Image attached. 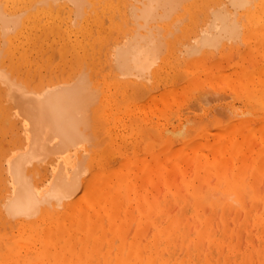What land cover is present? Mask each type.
I'll list each match as a JSON object with an SVG mask.
<instances>
[{
    "label": "rangeland",
    "instance_id": "374dc122",
    "mask_svg": "<svg viewBox=\"0 0 264 264\" xmlns=\"http://www.w3.org/2000/svg\"><path fill=\"white\" fill-rule=\"evenodd\" d=\"M27 1L28 0H0V3L5 2L2 6L4 4V7L9 5L10 11H8L13 12L14 10L19 11L21 7L25 5L29 6L32 1L30 0L28 3ZM94 1H96L95 6L93 3V6L90 5L92 6L91 8L90 6L89 9L86 7L89 11H87L88 14H86L85 17L83 16L84 18L76 17L78 19H76L77 21L81 18L79 22L80 26H78L79 24H77V22L74 23L75 25H72V30L65 33L66 36H64V38H62V34L56 32H54V34L51 33V30L48 29V23L51 22L52 19L49 16H47V18L46 15L40 16L42 18L36 19L35 21H29L28 29L27 27L23 28V23H25V18L28 15L26 11L25 17L23 16L24 20L22 25L15 31V35L11 31L12 33L6 34V37L2 36L8 41V43L6 41L7 46L5 41H2V37H0V42L4 43H0V47L2 45V54L4 52V54H6L11 39L17 36L19 31L24 29V34L22 33L23 37L19 38L20 42L17 40L18 42L16 41L15 44H12L13 51L15 52L14 55L16 56L13 55L14 57L11 56V58L13 57L15 65H11L9 61L7 62L6 58L5 60L3 58L4 54L2 56V62L5 64L7 63L6 65L9 69L12 66L11 69L15 70L17 76L19 78L23 76L21 79L25 82L27 80V83L29 82L33 87L36 83H43L44 80L45 83H47V78L50 80L52 75L53 77L55 76L54 74L61 79L63 74L64 77L67 76L70 74H67V72H71L72 69L76 70L75 72L77 73V62L79 60L76 62H74V60L79 57H75V55L77 53L79 55L80 53L82 54L81 57L84 55L87 56V51L89 50L91 54H88L89 59L87 56V61L92 60L96 69L100 68L99 71L103 73L101 75L97 71L101 75L97 74V77L99 76L101 80L97 78L99 80L95 81L98 83L99 81L101 82L104 80L106 82L107 80L106 92L102 94L101 87L99 88L103 98L101 99L104 100V96H107L108 99V96H113L111 99L113 100L112 102L115 101V103L123 99L121 108L118 110L117 114H115L116 111L112 108V117L108 115L107 118H105V124H102L101 127L102 131L104 125L106 126V132L103 136L101 133V136L103 138L108 137L105 139L107 141H105L106 143H104L103 139V141L100 139L102 141L101 143H103L101 144L102 146L100 145V153L102 152L104 154L103 158L105 159L103 161L106 164L101 166L100 164H98V166L95 164L94 169L92 168L93 171L99 169L100 174L97 177L102 178L100 168L106 166L107 180H110L109 185H107V188L103 191L101 189L99 192L95 190L98 193L94 195H91V187V189L88 190L89 192L91 191V196L88 194V191L83 193V195L87 194L89 197L83 201L81 208L75 209V212L71 211L72 215L76 216L84 213L87 218H90L80 221V223H78L77 219H71L69 216L63 218L67 211L65 213L59 212L49 220L39 218L38 215L33 223L35 225L32 224L33 227L31 228L29 225L23 227L22 224L18 222L17 218L9 217L8 214L7 216L4 214L3 217L2 215L5 212L1 210V208L3 207L2 202L5 199L3 197L7 193L6 184L4 183V181L7 183V172L5 170L6 165L3 162L4 159L2 155L4 154L1 155V152L4 150L3 148L6 147L5 144L8 146L9 143L7 149H10L13 145L12 141L14 140L12 138L19 137L21 132L18 128L16 132L20 133H14V131L17 130L16 127H14L16 125L14 122L15 125H13L14 130L12 133L10 131L12 128L8 129V125L12 127L11 124L13 122L8 118L2 120L1 114L3 112H0V142L2 141L0 144V228L2 227L0 233L1 235L5 234L3 237H0V240H2L0 241V247L6 248V250H2V252L9 250V248L6 247L8 242L11 244L19 240V236H21V232L24 229V235L31 236L34 234L42 236L45 231L49 230L51 224L56 222L60 224L62 231L68 232V230H70V234L66 236L60 234L58 239H56V236H53V240L59 247V254L62 255L59 257L60 259H56L57 264H148V262L150 263L151 261L154 262V264H264V109L258 110L263 108L260 105L263 104L262 106H264V97L259 99L261 100V104L258 100L256 102L257 104H254L250 102V98L248 99L247 96L240 93V91L226 88V83L223 88L216 90V86H214L212 82L213 79L210 78L209 80V77H211L210 75L213 73L217 74L216 80H218V77H222L223 80H225L228 75L231 76L233 74L232 77L236 78L235 87H238L239 81L237 73L240 74L239 71L247 68L255 74L256 82L264 84V74H262L264 73V59L259 55L260 52H264V42H261L264 41V37H259L258 41L253 42V48L255 50L253 54L255 57L251 56L250 58H248V56L251 51H247L249 50L248 43L244 39L246 27L244 31H242L240 39L236 38L234 41L230 39L231 42L225 40L219 48H213V46H211L212 49L209 47L211 50L207 51L209 48L205 47L202 51H200L201 49L199 50L200 53L197 50H192L193 46L191 45L194 43V40H192V43L191 39H195L194 37L200 30V24H205L201 22H204L203 19L206 18L207 12L210 11L211 13L209 9L210 6L208 7L209 10H207L206 7L210 5L209 2L212 3V1H185L177 9L181 10L179 12L176 10L177 13L175 12L172 16L173 18L165 20L166 22L162 21V24L159 23V25H163L166 30L165 31L163 28V34L169 31L171 35L170 36L169 33L167 34L169 37H167L168 44L162 56L163 58L169 57L173 62L171 61V64L164 68L162 76L155 77L152 75L150 78L152 81H141V83L149 87V90L153 89L152 92L157 95V104L155 105L157 108L154 109L153 107L150 111L154 122L162 126H164V123L170 121L174 125H178L179 122H181L180 126L182 133L172 135L173 140L169 139L167 134L162 133V129H147V127H144V130L142 127L139 131L143 132L138 131V133H135L132 131L131 133V130L138 129L137 127H139V125L134 117L131 118L128 115L127 110H138L136 106L143 103L147 105L148 92H142V95L139 93L138 99L135 97L137 101L134 102L135 99H133L132 96L137 94V91H134L137 88L136 86H129V88L124 89L122 92L116 91L117 89L114 84L117 79L126 81L130 78L127 76H124V78L122 75L118 76L120 72L116 69L115 63H112L114 58L112 57L113 55H111V51H113L111 49H114L117 44L115 43L117 42V38L120 37V40H122L124 35L129 33L126 31L132 29V31H130L132 33L139 27V24L136 26L137 20L133 17L134 15H130L134 14V10L132 9V12L131 8H134L132 3L135 0ZM224 1L225 0L219 2L218 0L217 5H221ZM226 1L227 4L230 2V0ZM92 2L91 0V3ZM216 2H214V4ZM34 3H32V5ZM136 3L139 6L141 5V1L140 4L138 0ZM214 4L212 3L211 7L214 6ZM41 5L40 7L39 4L36 5V7L32 6L29 10H39L43 8ZM102 5L105 6L103 7ZM217 5L215 4L216 7ZM228 5H230V3ZM71 6L74 5H68V7L72 8ZM215 6L212 8L214 9ZM203 7L206 8L207 12ZM6 8L9 9L8 7ZM116 8L120 10L119 13ZM72 9H74L71 10L74 13L75 8ZM90 9L94 11L90 13ZM200 9L204 10L205 13L204 11L201 13ZM243 10L241 9L240 13L241 11L243 12ZM196 11L198 16H195ZM73 13L71 12V16L75 19ZM128 13V16L135 19V22L133 18L127 16ZM187 13H189V15H187ZM65 14H68V12ZM212 14L213 12L211 15ZM211 15L207 18L208 20L210 18L212 20L213 15ZM125 16L129 19H127L128 23H125ZM180 16L188 17L186 19ZM178 17H180L183 22H180L181 19L179 20ZM198 19L200 20V22L198 21L200 24L196 22ZM121 21H123V23ZM196 23H198V26ZM178 27L180 29L179 32L175 30L178 29ZM64 29L68 31L66 27L62 25L60 32L62 33ZM170 30H175V33ZM22 42H24L25 45ZM257 42L261 43L257 45ZM190 43L191 45H189ZM72 46H76V48L74 49ZM190 46L192 47L191 49ZM185 50L187 52H184ZM188 51L195 52V54H191ZM73 62L77 65V68L74 67L75 65H72ZM78 63H80V61ZM82 63V65L86 64V67L89 66L91 71L94 69L90 64L91 62ZM159 65L158 63V66ZM19 67L22 69L25 67L23 73L26 74H23L21 72L22 69ZM82 67H84L83 70H87L85 65ZM80 68H78V70ZM115 71L116 73L118 72L117 75ZM75 72L72 71L71 74ZM165 72L167 74L170 73L168 75L169 77ZM113 76L114 78H112ZM34 77L35 81L33 80L34 82H32L30 79ZM162 77L166 78L162 79ZM194 77L201 79L199 85H196L192 81ZM109 81H112V86L109 85ZM154 82L156 85L153 84ZM42 85L40 84V86ZM111 87L112 89H110ZM126 91H129V93ZM111 92L115 93V95H111ZM123 94H127V96L131 94L130 102L127 101L129 96L125 98L122 96ZM115 96L117 97L116 100ZM179 96L181 98H178ZM4 97L3 95V98ZM175 97L177 99H175ZM111 99H109V101L107 100V103H110V105L106 106L107 109L115 105V103L113 104L110 102ZM131 102L134 103L132 104ZM123 103H126L128 108L125 109V107H122L124 105ZM129 104H131V107ZM232 107L236 108L240 114L233 115ZM120 111L122 112L121 114H125L126 117H124L122 121L117 118ZM258 111L259 117L257 116ZM4 116L3 114V117ZM5 119L8 120V124ZM4 120L5 123L2 122ZM260 123L261 126H263V130L260 127L258 128ZM256 128H258L257 130L259 131L255 132ZM260 131L262 135L258 133ZM18 137L16 139L17 142L19 140ZM231 142L241 143L242 146L246 148L245 151L248 152H227L226 149L231 145ZM2 143L4 144V146H2L3 148L1 147V145H3ZM109 144L112 145L111 149L107 148ZM93 146L94 149H96L95 147L99 146V144ZM204 149L210 151L211 155H218L219 157L213 163L209 162V164L205 166L206 168L202 167V174L197 177L196 168L200 165L199 161H197V156H199L201 152L203 154ZM166 154L170 155L169 159H166ZM162 159L167 163H162ZM128 161L131 165H128ZM89 164L91 167V163ZM153 165H156L152 170L155 171L156 169V176L154 181H151L150 169ZM45 166L43 165L42 167L44 168H41L40 172H38L39 180L46 175L47 169ZM165 167L168 168L165 169ZM88 174L92 176L91 171H89ZM136 176H139V178L136 181L135 191L131 193V199L124 196L121 199H115L114 203H110L109 199L106 200L104 198V193L111 195L108 190H112L111 192L115 190V196L117 195L120 187L117 182L119 179L122 180L121 191L125 193L124 185L129 179ZM211 179L214 180L208 184ZM236 182H238V186L235 185ZM240 185L243 188H240ZM96 186H98V184H96ZM243 189L246 193L243 192ZM140 195H143L142 201ZM251 197L254 199H251ZM260 203L263 205L261 204L260 206ZM158 205H161L160 209H156ZM232 206L236 207L232 209ZM217 207L219 208L217 209ZM61 208L64 210L65 205L61 206ZM51 210V212L55 211L54 208ZM242 210L243 212H241ZM256 211L259 212L256 213ZM216 217L218 219H216ZM257 217L260 218L259 221L256 220ZM8 219L9 221H7ZM218 220H220L219 224L215 226L216 224L214 225V222L218 223ZM209 221L210 223L208 225ZM260 221L261 223H258ZM250 223L252 225H250ZM36 224L41 225L38 226L42 228L38 227V230ZM164 228L165 232H161L160 229ZM32 238L36 237L32 236L31 240ZM28 239L29 238L21 239L20 245H24L21 248L23 254H28L27 250L24 248L29 245ZM39 242L38 240L36 242L38 246L40 245ZM190 242L191 248L187 245ZM2 252L0 251V255H2ZM22 264H24V262H22Z\"/></svg>",
    "mask_w": 264,
    "mask_h": 264
},
{
    "label": "bare ground",
    "instance_id": "6f19581e",
    "mask_svg": "<svg viewBox=\"0 0 264 264\" xmlns=\"http://www.w3.org/2000/svg\"><path fill=\"white\" fill-rule=\"evenodd\" d=\"M28 1L30 2V0H28ZM28 1H27V3H28ZM31 1L32 2H30L29 6L25 5V6L21 7V9L19 11L14 10L13 11L14 13L9 12L10 11L9 5H6V7H8L9 9L4 7L5 4L2 6V4L5 2L0 3V37L5 36L8 33L10 34L11 31L14 34L15 31L19 28V26L22 25V22L24 20L23 16L25 17V13L27 11L28 15L25 18V23H23V25H24L23 28L27 27V29H28V27H29L28 25L30 23L29 21H35L36 19L42 18L40 16L46 15V17L49 16L52 19V21L48 23L49 24L48 29L51 30V33L54 34V32H56L58 34H62L63 37L62 36L61 37L64 38V36H66L65 33L72 30V25H75L74 23H76V22H77V24H79V22L81 21V18H79L80 19L79 21H77L78 20L77 18L83 17V16L85 17V15L88 14L87 11H89L88 10L89 6L92 5L93 3H94V6L96 5V1H94V0H92L93 1L92 3H91V0H36V1L31 0ZM108 1H111V0H108ZM115 1H114V3H115ZM136 1L137 0H135L133 2L134 4L132 3V6L134 8H131V11H132V9L134 10V14H130V15H134L133 17L136 18V20H137L136 26H138V24H139L138 29H136V31L133 29L134 31L132 33L130 32V31H132V29H130V31H126L127 33L128 32L129 33L125 34L124 38L122 40H120L121 39L120 37L117 38V42H115L117 44L116 45L114 44L115 45L114 49L113 48L111 49V50H113V51H111V53H112L111 55H113L112 57L114 58L112 63H115L116 69H118V72H120L119 73L120 75H118V76H121V75L123 77L127 76L130 79H134V80L128 79L126 81H123V80L117 79L115 81L114 85H115V88L117 89L116 91H120V92H122L124 89L129 88V86H132V85L136 86L137 88L134 91L135 92L137 91L136 92L137 94L135 96L134 95L132 96L133 99H135V97H136V99H138L137 98L138 95H140V94L142 95V92H144V93L148 92L147 93L148 94V104L147 105H146V103H143V104L136 106V108L138 110H136V109L127 110L128 115L131 118L134 117V119L136 121H138V125L140 127V128L137 127L138 129H136V130H131V133H132V131H134L135 133H138V131L142 127H143L142 129H144V127H147V129H150V128L162 129V133L167 134V137L169 139L173 140L172 135L182 133V129L180 126L181 122H179L178 125H174L170 121V122L164 123L163 124L164 126L154 122V119H153L150 111L152 110L151 108H153V107H154V109L157 108V107H155V105L157 104V95L152 92L153 89L149 90V87L146 84L141 83V81H148V82L150 80L152 81V79H150L152 75L155 77L162 76V74L164 73V68L168 67L171 64L172 60H170L169 57L163 58V56H162V54H164L163 52L167 48V44H168L167 43L168 42L167 41L168 40L167 34L169 33V35H170V32L168 31L166 34H163L164 33L163 32L164 26L163 25L160 26L159 23L162 24V21H165L169 18H173L172 16L175 14L176 10L185 1H188V0H138L139 4L141 1L140 6L136 3ZM209 1H212L213 4H214V2L217 1L215 3L216 5L218 3V0H215V1L209 0ZM219 2H222V0H219ZM226 2L227 1L225 0L224 1L225 4L224 3H221V5L218 4L217 7L214 4V6H215L214 9L212 8L214 6L211 7L212 3L209 2L210 5H207L206 8H207V10L210 9L211 13L213 12V14H212L213 18H212V20L210 18L209 19L210 21L207 18L210 17L211 13H210V11L207 12L206 8L203 7V8H205L207 15L205 16L206 18L203 19L204 22H201V23H205V24H200L199 19L196 20V22L199 21L198 23L200 24V26H199L200 30L198 32V30L196 29L198 34H196V36L194 37L195 39H191V41L194 40V43L192 41L193 44L191 45V43H190L189 45L193 46L192 50H195V51L197 50L199 53H200V51L205 49V47L211 48V46H213V48H216V47L219 48V46L225 40H228L229 42H231V41H234L236 38L240 39L242 31H244V29L246 27V33L244 35V39L248 43V49L249 50H247V51H251V52H249L250 55L248 56V58H250L251 56H254L253 52L255 51L253 48V44H254L253 42L258 41L259 37H264V0H230V2H228V4L230 3V5H228ZM32 3H34V4L32 5ZM38 4H39V7L42 4L41 6L43 8H40L39 10H35V11L29 10L32 6L36 7V5H38ZM72 4L74 6H71V7L75 8L74 13H73V11H71L74 9L68 7V5H72ZM136 4H137V6H136ZM92 6H90V8ZM129 7H131V6H129ZM208 7H209V9H208ZM201 9H202V7H201ZM201 9H200V12L202 13V11H204V10H201ZM241 9L242 10L244 9V10H243V12L241 11V13H240ZM90 10H91L90 13H92L94 11V10L92 11V9H90ZM107 10H108V8H107ZM180 10L181 9H179L177 11L179 12ZM119 11L120 10H118V13H119ZM205 11H204V13H205ZM66 12H68V14H65ZM69 12H70V14H69ZM71 12L74 14L75 19L71 16ZM189 13H192V12H189ZM189 13H187V15H189ZM128 15H129V13L127 14V16ZM62 16L65 18H63ZM127 16H125L126 17L125 23H128V21H127L128 17L133 18V17H130V16L127 17ZM184 16H186V15H184ZM195 16H198L197 11L195 13ZM180 17L187 19L188 16L187 17L180 16ZM180 17H178L179 20L181 19ZM69 18H70V21H69ZM181 20H180V22H183V20L182 21ZM138 21H139V23H138ZM121 22L123 23V21H121ZM134 22H135V19H134ZM173 22H175V21H173ZM198 23H196V25ZM62 25H63V27L65 26L68 31H66L64 29L63 32L61 33L60 29L62 28ZM78 26H80V24ZM112 29H114V28H112ZM164 30H165V28H164ZM175 30H178V32H179L180 29L178 27V29H175ZM175 30L174 31L170 30V31L175 33ZM2 31H3V33H2ZM38 31H39V29H38ZM23 32H24V29L19 31L17 33V36H15L14 38L11 37L12 39L9 43V48H8L6 54H4L5 52L3 53L4 56L2 54L3 51L1 49L2 45L0 47V85H1V88H0L1 89V91H0V112L1 113L3 112L1 114L2 115L1 118H2V120L4 118H8L9 120L11 119V121L13 123L12 124L9 123V124H11L12 127H10V125H8L9 126L8 129L12 128V130H10L12 133L14 130L13 125H15V124L16 125L14 127H16L17 130H15L14 133H17L16 131H18V128L20 129V132H21V135L19 134L20 132L17 133V134H19V137L17 136L19 138L18 142L16 141L17 137L12 138L15 141L11 140L13 142L12 143L13 145L11 146V148L9 147L10 149H7L9 146V143H8V146H7V144H5L6 147H4V148L2 147V146H4V144L2 143L3 145H1V147L4 149V150H2V152H4V153L1 152V155L4 154L2 156L4 159L3 162L6 165L5 170L7 172V177H6L7 183L4 181V183L6 184L5 186L7 188L6 189L7 193L3 197L5 199L2 202L3 207L1 208V210H4L5 213H3L2 216L4 217V214H5V216H7V214H8L9 217L17 218L18 222H20L23 227H25L26 225H29L31 228V227H33V225H35L33 223H34L35 218L38 217V215H39V218H42L44 220H47V219L49 220V219H52L55 215H57V213H59V212L65 213L67 211L63 218H66L67 216H69L71 219H74V218L77 219L78 223H80V221H84L85 219L88 220L90 218H87V216H85L84 213H82L80 215H76V216L72 215L71 211L75 212V209L81 208L83 201L86 200L87 197H89V196H87V194L83 195V193L87 192L92 187L93 193L91 191L90 192H91V195H94V194L98 193L100 191V189L103 191L104 189L107 188V185H109L110 180H107V175H106L107 174V167L103 166L102 168H100L102 178L97 177L100 174V170L98 169V170L93 171V169H94L95 164H96V166H98V164H100V166L106 164L103 161L105 159V158H103L104 154L102 152L100 153V150H101V146H102L101 144H103L101 142L104 140V143H106L107 141L105 139L108 137H104V138L102 137L104 135V133L106 132V126L104 125L102 131H101V127H102V124H105V122H106L105 118H107L108 115H110L112 117V115H113L112 108L116 111V113H115V111H114V113L117 114L118 110L121 108V103L123 102V99H121L122 101L119 100V102L117 101L118 103L117 102L115 103V101L112 102L113 100L111 99V98H113V96L112 97L108 96L109 99H111L110 102H112L113 104L115 103V105L111 104L113 106L111 108L107 109L106 106L110 105L109 102L107 103V100L109 101V99L107 98V96H104V100H102L103 99L102 94H103V92H106V89H107V80L105 82L102 79L103 81H101V82L99 81L98 83L96 82L99 79L101 80V78L99 76L97 77V74L100 73L102 75L103 73H101L99 71L100 68L96 69V66L94 65L92 60L91 61L88 60L89 62L87 61L86 58H87L88 54L89 55L91 54V53H89V50L87 51V53H88L87 56L84 55L85 58H84V56L81 57L82 54L79 53V55H78V53L77 54L75 53L76 54L75 57H79L80 59L76 58L74 60V62L79 60L81 64L78 63L79 61L77 62V64H78V68H80V67L81 68L78 70L77 65H75L73 62L72 65L73 66L75 65L74 67L77 68V73L75 72L76 70L72 69L73 67L71 65V67H72L71 72L73 71L75 73L71 74L70 71L69 72L66 71L67 74L70 73V74H68L69 76L67 75L68 77L67 76L64 77V74H63L61 79H60L59 76L57 77V75L54 74L55 76L53 77V75H52L53 78L51 77V79H50L52 81H50L49 78H47V80L50 82L47 81V83H45V80H44L43 81L44 84L41 82L39 84L36 83L34 85V87L31 86L29 82L27 83V80L25 82L23 79H21V78H23V76L19 78L17 76V74L15 73V70L11 69L12 66L9 69L6 65L7 63L6 64L3 63L2 59L6 58L7 60L6 59L5 60L7 62L9 61L11 65H15V62L13 61V57L16 55H14L15 52L13 51V45L12 44H15V42L17 40H19V38L23 37V35H22ZM95 33H97V32H95ZM2 39H3L2 41L3 42L5 41V44H6L7 40H5L4 37H2ZM118 39H119V41H118ZM230 39H232V40L230 41ZM22 40H23V38H22ZM88 41H89V39H88ZM19 42H20V40H19ZM261 42H264V41H261ZM261 42H257L256 44L258 45ZM7 43H8V41H7ZM22 43H24V42H22ZM1 44H4V43H1ZM24 45H25V43H24ZM84 45H85V43H84ZM6 46H7V44H6ZM191 46H190V49L192 48ZM72 47L74 49L76 48V46H72ZM210 48L208 50L207 49L206 50L209 51L212 49V48L211 49ZM29 49H30V47H29ZM83 49H84V47H83ZM18 51H19V49H18ZM78 51H79V49H78ZM259 51H260V49H259ZM184 52H187V51L185 50ZM188 52H190L191 54H195V52H191V51H188ZM109 54H110V52H109ZM259 55H261L264 59V52H260ZM2 56H3V58H2ZM11 56H13V57L11 58ZM213 57H214V55H213ZM34 58H35V56H34ZM81 58H83V59H81ZM88 59H89V56H88ZM164 59H165V61H164ZM84 60H86L87 62ZM100 60H102V59H100ZM107 60H108V58H107ZM23 61H24V59H23ZM82 62H85V63L91 62L90 64L93 66L95 71H94V69H92V71H91L89 66L86 67V64H84V65H85L87 70L86 71L83 70L84 67H82V66H84V65H82L83 64ZM158 63L160 64L159 66H158ZM177 63H179V62H177ZM90 64H87V65H90ZM205 64H206V62H205ZM22 65H23V63H22ZM173 65H175V64H173ZM177 66H178V64H177ZM215 67H216V65H215ZM20 69H22V68H20ZM24 69H25V67H24ZM24 69L21 70L22 73L24 72L23 71ZM62 72H64V71H62ZM239 72H240V74L237 73L238 81H239L238 87H235L236 86V80H235L236 78L232 77L233 74L231 76L228 75L225 78V80H223L222 77H221L222 79L218 77V80H216L217 74L212 72L213 74L210 75L211 77H209V80H210V78L213 79L212 82H213L214 86H216L215 87L216 90H220V88H223L224 84L226 83L227 84L226 88H228V89L230 88V89L235 90V91H237V90L240 91V93L246 95L248 99L250 98L252 100V101L250 100V102H253L254 104H257L256 103L257 100L260 103L261 100H259V99L264 97V84L261 82H256L255 74L252 73L251 71H249L247 68H244L242 71H239ZM115 73H116V71H115ZM117 73H116V75H117ZM167 73H168V71H167ZM167 73L165 72V74H167ZM23 74H26V73H23ZM169 74H167V76ZM262 74H264V73H262ZM223 76H225V75H223ZM55 77H57V78L54 79ZM97 78H99V79H97ZM112 78H114V76ZM163 78L165 79L166 77H162V79ZM30 80H32V82H34L35 77L30 79ZM160 81H159V83H160ZM192 81L196 85H199L201 82V79L194 77V79ZM111 82L109 83L110 86H112ZM170 82H172V81H170ZM104 83H105V85H104ZM40 84L41 85L43 84V85L40 86ZM153 84L156 85L155 82ZM32 85H33V83H32ZM100 87L102 90V94L99 90ZM217 87H219V88H217ZM2 89H4V90H2ZM110 89H112V87ZM3 91H4V93H3ZM138 91H140V92H138ZM126 92H123V93H126ZM115 93L111 92V95H113V94L115 95ZM127 93H129V91ZM3 95L5 96L4 98H3ZM107 95H110V94H107ZM130 95L128 94L129 98H128L127 94H123L122 96L125 98H128L127 101L130 102ZM180 96L178 98H181ZM142 98H143V96H142ZM116 99H117V97L115 98V100ZM133 99H131V100H133ZM136 99L134 100V102L137 101ZM139 99H141V98H139ZM175 99H177V98L175 97ZM103 101L106 103H104ZM124 101H126V100H124ZM127 101H126V103H128ZM126 103H123L124 105L122 106V107H125V109L128 108ZM262 103H263V100H262ZM130 105L131 104H129V106ZM262 105H260V106L263 108L258 109V110L264 109V106H262ZM105 108H106V110H105ZM103 110H105V111H103ZM232 112L234 113V114L232 113L233 115L240 114L236 108H233ZM121 113L122 112L120 111L119 116H117V118L120 121H122L125 117V114H121ZM3 114L5 115L4 117H3ZM258 114H259V111L257 113V116L259 117ZM261 116H262V114H261ZM110 119H112V118H110ZM5 120L7 123L8 120L7 119H5ZM5 120L2 122L5 123ZM14 122H15V124H14ZM100 122H102V123H100ZM17 126H19V127H17ZM259 127L262 129L263 126H261V123L258 126V128ZM258 128H256L255 132L259 131V130H257ZM139 132H143V131H139ZM101 133H102V136H101ZM258 133H261V131ZM145 134H146V131H145ZM261 135H262V133H261ZM100 139L101 140L103 139V140L101 141ZM11 141H10V143H11ZM1 142H0V144H1ZM98 144H99V146H97ZM93 145L97 146V147H95L96 149L100 148L99 151H98V149L96 151V149H94ZM107 148L111 149L112 145L109 144L107 146ZM245 149L246 148L243 147L241 143L231 142V145H229L226 150H227V152H230V151L231 152L235 151V152H240V153L248 152V151H245ZM93 150H95V151H93ZM5 151H6V153H5ZM203 151H204L203 154L201 152L200 155L197 156V161H199V163H200V165L196 168L197 169V177L202 174V169H201L202 167L206 168L205 166H207L209 164V162L213 163L219 157L218 155H211L210 151H206L205 149ZM104 153H107V152H104ZM165 157H166V159H169L170 155L166 154ZM88 161H89V163H91V167H90V164L88 163ZM129 161H131V160H129ZM129 161H128V165H131V163ZM161 162L164 164L167 163L163 159ZM43 165L44 166L47 165V166H45L47 169V170L46 169L45 170L47 172H46V175L43 178H41V180H39L40 178H39L38 172H40L41 168H44V167H42ZM124 166H125V164H124ZM154 166H156V165L151 166V169H150V171H151L150 180L151 181H154L155 176H156V169H155V171H152ZM167 168L168 167H165V169H167ZM89 171H91L92 176H90L88 174ZM238 174H240V173H238ZM138 178H139V176H136V177H133L132 179L128 180V182L124 185L125 186V193L121 191L122 180L119 179L117 182H118V185H120V187L118 189L117 195L115 196V194H116V193H114L115 190L113 192H111L112 190H108V192L111 193V195L104 193L103 194L104 198L106 200L109 199L110 203H114L115 199H121L124 196L128 197V199H131V193L134 192L136 189V181ZM213 180L214 179L209 180L208 184H210ZM101 181H102V183H101ZM96 184H98V186H96ZM237 184H238V182H236L235 185H237ZM237 186H235V187H237ZM240 188H243V187L240 185ZM95 190H98V192H96ZM90 192L88 193L89 195H90ZM243 192L246 193V191L244 189H243ZM139 193H142V192H139ZM81 195H83V196H81ZM105 195H107V196H105ZM142 196L143 195H140L141 201H142ZM145 196H146V194H145ZM246 197H247V195H246ZM252 198L253 197H251V199ZM251 199H248V200H251ZM138 201H139V199H138ZM219 201H221V200H219ZM261 204L262 203H260V206H261ZM63 205H65L64 210L61 208V206H63ZM142 205H143V202H142ZM219 205H220V202H219ZM0 207H1V204H0ZM233 207L234 206H232V209H233ZM52 208H54L55 211L51 212ZM160 208H161V205H158L156 209H160ZM206 208H207V206H206ZM218 208L219 207H217V209ZM259 209H261V208H259ZM241 212H243V210ZM257 212H259V211H256V213ZM231 213H232V211H231ZM92 217L94 219L93 215H92ZM217 217H218V215H217ZM217 217H216V219L219 218V217L218 218ZM256 220L259 221L260 218L257 217ZM7 221H9V219ZM219 221L220 220H218V223L214 222V225L216 224L215 226H217L219 224ZM209 223H210V221L208 222V225H209ZM258 223H261V221ZM38 225L36 224L37 228L39 226H41V225H39V226ZM208 225H207V227H208ZM250 225H252V224L250 223ZM39 228H42V227H39ZM39 228H38V230H39ZM228 229H229V227H228ZM24 230L21 232V236H19L20 238L17 242H12L11 244H9L10 242H8V243L6 242L7 245L4 243L6 245V247L9 248V250H7L6 252H2V250H6V248L0 247V251L2 252V255H0V257H2V258H0V263L1 264H22V262H24V264H57L56 259H60L59 257H61L62 255L59 254V247L57 246V244L53 240V236H56V239H58L60 234H62L63 236L70 234V232H69L70 230H68V232L62 231L60 224H57L56 222L54 224H51L49 230L45 231L42 236L41 235L37 236L34 234L31 236H27V235H24V233H23ZM160 231L165 232V228L160 229ZM4 235H1V233H0V237H3ZM46 235H48V236H46ZM71 235H73V234H71ZM32 236L36 237L37 239L32 238V240H31ZM22 238H29L28 239L29 245L24 247L27 250L28 254H23L21 251V248L24 246L23 244L20 245ZM37 240H38V242L40 241L39 246L36 243ZM0 241H2V240H0ZM4 244H3V246H4ZM190 244H191V242L187 244L189 246V248H191ZM246 244H248V243H246ZM0 246H1V243H0ZM148 264H154V262L151 261L150 263L148 262Z\"/></svg>",
    "mask_w": 264,
    "mask_h": 264
}]
</instances>
